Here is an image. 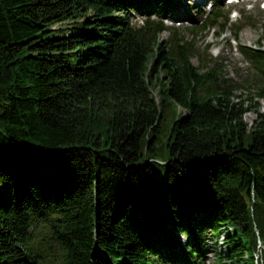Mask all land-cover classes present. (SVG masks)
Wrapping results in <instances>:
<instances>
[{"label":"trees","instance_id":"obj_1","mask_svg":"<svg viewBox=\"0 0 264 264\" xmlns=\"http://www.w3.org/2000/svg\"><path fill=\"white\" fill-rule=\"evenodd\" d=\"M179 2L0 0V264H264V112L166 25Z\"/></svg>","mask_w":264,"mask_h":264},{"label":"rangeland","instance_id":"obj_2","mask_svg":"<svg viewBox=\"0 0 264 264\" xmlns=\"http://www.w3.org/2000/svg\"><path fill=\"white\" fill-rule=\"evenodd\" d=\"M210 2L211 0H205L204 5H202L199 4L198 0H183L179 4L182 10H178L179 5L170 9L171 14H175L174 17L182 18L177 19L180 22L167 21L166 25L179 27L180 31L178 30L177 34L181 33V37L191 41L197 52L203 53L209 60L212 57L213 61L222 66L225 73L228 74V78L244 85L235 89L233 99L245 101V106L250 105L244 114V119L253 125L255 120L259 118L258 114L264 112V97L261 95L264 93V80L255 76L256 70L252 67L250 60L240 52L239 45L264 49V7L262 6L264 0H258L256 3H238L231 6L223 0L219 5L231 20L226 22L224 26L217 24L214 28L208 26L205 28L202 19L214 9ZM178 12H182V14H178ZM143 19L144 17L139 16V14L132 13V22L135 24H141ZM224 19L225 17L221 20ZM193 25L204 28L202 30L195 28L194 30ZM236 26L242 27V29L237 32ZM169 28L171 29V27ZM170 29L161 33L163 40L169 41L176 37L173 35V29ZM199 59L197 53L194 54L195 64H199ZM209 64L212 65L210 61ZM246 80L249 82L244 84ZM220 231H222V236L217 241L211 240L209 242L212 248L215 246L219 249L225 248L223 235L226 232H224V227ZM212 257L209 255L206 264L212 263Z\"/></svg>","mask_w":264,"mask_h":264},{"label":"bare ground","instance_id":"obj_3","mask_svg":"<svg viewBox=\"0 0 264 264\" xmlns=\"http://www.w3.org/2000/svg\"><path fill=\"white\" fill-rule=\"evenodd\" d=\"M200 2V4L204 5L205 0H198Z\"/></svg>","mask_w":264,"mask_h":264}]
</instances>
